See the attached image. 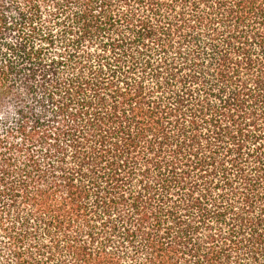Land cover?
<instances>
[{
	"label": "trees",
	"instance_id": "trees-1",
	"mask_svg": "<svg viewBox=\"0 0 264 264\" xmlns=\"http://www.w3.org/2000/svg\"><path fill=\"white\" fill-rule=\"evenodd\" d=\"M0 264H264V0H0Z\"/></svg>",
	"mask_w": 264,
	"mask_h": 264
}]
</instances>
